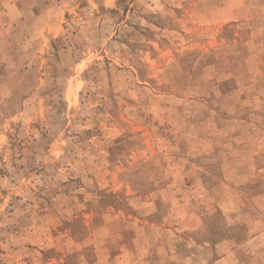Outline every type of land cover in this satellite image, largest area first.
<instances>
[{
    "label": "rangeland",
    "instance_id": "374dc122",
    "mask_svg": "<svg viewBox=\"0 0 264 264\" xmlns=\"http://www.w3.org/2000/svg\"><path fill=\"white\" fill-rule=\"evenodd\" d=\"M0 264H264V0H0Z\"/></svg>",
    "mask_w": 264,
    "mask_h": 264
}]
</instances>
